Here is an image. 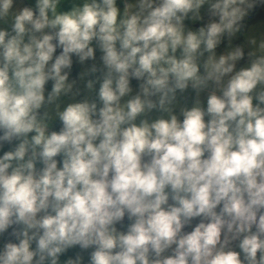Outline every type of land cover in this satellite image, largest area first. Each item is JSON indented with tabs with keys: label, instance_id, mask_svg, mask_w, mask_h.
<instances>
[{
	"label": "clouds",
	"instance_id": "9594fccd",
	"mask_svg": "<svg viewBox=\"0 0 264 264\" xmlns=\"http://www.w3.org/2000/svg\"><path fill=\"white\" fill-rule=\"evenodd\" d=\"M0 264H264V0H0Z\"/></svg>",
	"mask_w": 264,
	"mask_h": 264
}]
</instances>
